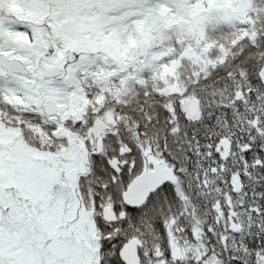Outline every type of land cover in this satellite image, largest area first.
<instances>
[{
  "label": "snow or ice",
  "instance_id": "snow-or-ice-1",
  "mask_svg": "<svg viewBox=\"0 0 264 264\" xmlns=\"http://www.w3.org/2000/svg\"><path fill=\"white\" fill-rule=\"evenodd\" d=\"M0 264H264V0H0Z\"/></svg>",
  "mask_w": 264,
  "mask_h": 264
}]
</instances>
